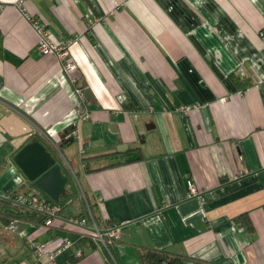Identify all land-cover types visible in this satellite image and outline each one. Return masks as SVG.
I'll use <instances>...</instances> for the list:
<instances>
[{
	"label": "crops",
	"instance_id": "obj_1",
	"mask_svg": "<svg viewBox=\"0 0 264 264\" xmlns=\"http://www.w3.org/2000/svg\"><path fill=\"white\" fill-rule=\"evenodd\" d=\"M17 2L0 0V264H264V0ZM24 11L72 44L78 84L37 50ZM78 86L92 94L80 144ZM34 141L69 180L50 228L15 203L36 189L15 163ZM81 189L100 229L122 226L116 263L70 223L87 215ZM31 241L73 246L50 263Z\"/></svg>",
	"mask_w": 264,
	"mask_h": 264
},
{
	"label": "built area",
	"instance_id": "obj_2",
	"mask_svg": "<svg viewBox=\"0 0 264 264\" xmlns=\"http://www.w3.org/2000/svg\"><path fill=\"white\" fill-rule=\"evenodd\" d=\"M26 0H18L17 7L22 8L24 7V3ZM4 9V5L0 3V16L2 15ZM23 9V8H22ZM26 16V19L32 24L37 36H38V45L37 50L40 52L43 56H53L55 57L61 65V69L63 74L66 77H69L72 79V83L78 84V81L76 79H73L72 76L77 70V64L75 60L72 57L71 54V46L72 44L70 42L66 41H54L51 38L50 32L46 28L44 24L36 20L35 18L29 16L28 14L23 12ZM76 94L80 99V106L77 109V119L74 121L72 125V130L69 134V137L72 138L74 141L78 142L80 144V136L78 133V124L82 120H88L91 118V115L89 111L86 108L85 105V94L84 90L78 86L76 88ZM195 107H188V106H182L178 109L179 112L184 114H189ZM38 133L44 137L56 150L68 166L69 170L74 174L76 177L73 166L70 162L67 161V159L62 155L61 150L59 149V145H57L50 135L43 129H37ZM85 151L83 148H79V158L80 160L84 156ZM77 179V177H76ZM190 188V195L191 196H197L199 193L196 189V187L193 184H189ZM82 196L86 202L87 205V215L81 219H72L70 220L71 224L77 225L82 227L85 230H88L89 232V239L93 241L99 248L105 250L107 254H109L111 260L116 263L112 253H111V247L117 244V242L120 240L121 237V230L122 226H115L111 225L106 222V219H104L105 228L102 230L100 229L95 215L87 202L86 194L81 189ZM15 203L19 206L28 208L30 210L36 211L44 216V226L46 228H50L53 225V221L59 217L60 209L48 203L47 201H44L42 198L41 192H39L37 189L34 191H31V193L27 194H18L15 197ZM30 248L34 251L35 255L39 258H47L50 263H55L57 258L62 255L64 252L68 251L72 248L73 243L70 241H65L62 243L56 250L51 251L48 249V247L44 244L37 243L35 241H31L29 244ZM78 257H82V252L77 253Z\"/></svg>",
	"mask_w": 264,
	"mask_h": 264
},
{
	"label": "water",
	"instance_id": "obj_3",
	"mask_svg": "<svg viewBox=\"0 0 264 264\" xmlns=\"http://www.w3.org/2000/svg\"><path fill=\"white\" fill-rule=\"evenodd\" d=\"M85 95L91 100L90 90L86 89ZM15 163L34 187L47 194L53 201L59 202L66 194L69 180L63 176L56 158L42 143L34 141L26 145L16 155Z\"/></svg>",
	"mask_w": 264,
	"mask_h": 264
},
{
	"label": "trees",
	"instance_id": "obj_4",
	"mask_svg": "<svg viewBox=\"0 0 264 264\" xmlns=\"http://www.w3.org/2000/svg\"><path fill=\"white\" fill-rule=\"evenodd\" d=\"M58 147L61 150V147L60 146H58ZM140 159L141 158L134 159V160H132V162L139 161ZM84 160H85V158L83 156L81 161L84 162ZM59 202H55V201L50 200V199L48 201V203H50L52 205H56ZM90 207L93 211L91 204H90ZM143 261H144V264H183V262L177 258H173V257L167 256L165 254H157V253H145V255L143 256Z\"/></svg>",
	"mask_w": 264,
	"mask_h": 264
},
{
	"label": "rangeland",
	"instance_id": "obj_5",
	"mask_svg": "<svg viewBox=\"0 0 264 264\" xmlns=\"http://www.w3.org/2000/svg\"><path fill=\"white\" fill-rule=\"evenodd\" d=\"M71 164L73 166V171H74L75 175L77 176V180H78V182H80V178H78L79 175H78L76 164H74V163H71ZM72 176H73L74 180L76 181V179H75L76 177L73 174H72Z\"/></svg>",
	"mask_w": 264,
	"mask_h": 264
}]
</instances>
